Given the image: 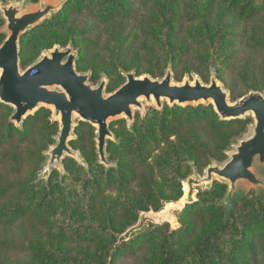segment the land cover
Returning <instances> with one entry per match:
<instances>
[{"label":"trees","instance_id":"1","mask_svg":"<svg viewBox=\"0 0 264 264\" xmlns=\"http://www.w3.org/2000/svg\"><path fill=\"white\" fill-rule=\"evenodd\" d=\"M179 1L158 0L150 6V0H67L50 20L22 37L21 64L27 67L44 51L67 47L71 42L80 51L78 71L84 70L88 59L92 61L94 78L102 70L110 79L108 92L125 82L120 70L164 77L172 62L177 82L183 80L186 71L209 83L214 65L232 100L237 94L228 77L236 73L243 75L244 82L253 83L247 87L249 93L264 94V84H257L259 78L251 74L257 70L264 73V67H252L246 54L247 48L264 53V0H207L201 12L193 14L181 13L177 9ZM4 23L0 16V27ZM96 27L103 28L106 40L90 38ZM68 29V36H60ZM105 56L110 59L106 61ZM129 59L133 61L130 65ZM142 61L147 68H142ZM5 107L0 104V108ZM43 113L29 117L23 131L13 124H0L1 165H11L19 175L23 172L25 157L20 145L34 139L36 128L45 137L40 150L52 145L58 125L50 123ZM154 115L156 123L150 124L152 117L147 116L137 120L133 132L124 121L111 124L117 142L109 143L108 153L117 167L110 170L98 163L93 128L84 123L76 128L77 139L71 146L89 165L86 189L92 187L99 197L107 189L128 193L136 185L139 190L137 199L126 196L121 212L91 199L84 214L64 225L51 220L54 213L46 214L58 202H65L64 191L55 193L53 189L57 171L43 194H38L40 182H5L0 176V227L9 229L20 223L40 226V233L48 241L47 246L33 245L27 250L32 257L29 264H125V259H131L130 264H264V193L245 198L235 210L227 212L215 197L224 190L217 183L200 192V201L182 212L180 230L170 233L161 225L129 240L120 236L137 221L135 207L147 210L163 193L149 164L154 153L158 154L156 165L161 178L175 191L174 198H181L187 173L180 170L189 172L191 163L205 170L212 162H224L251 123L250 118L222 122L212 106L166 107ZM72 161H66L67 168ZM168 166L174 173L166 179ZM219 213L224 214L221 221L208 219ZM168 221L174 225L177 222ZM67 242L76 247L67 248ZM7 248V242H0V264H12L3 259Z\"/></svg>","mask_w":264,"mask_h":264},{"label":"water","instance_id":"2","mask_svg":"<svg viewBox=\"0 0 264 264\" xmlns=\"http://www.w3.org/2000/svg\"><path fill=\"white\" fill-rule=\"evenodd\" d=\"M67 0L41 2L38 7L26 9L25 2H0V12L5 20L3 31L6 39L0 45V103L13 109L10 123L23 130L25 121L42 109L53 111L52 121L58 123L55 144L45 152L41 179L49 180L54 170L64 174L63 161L73 159L86 163L81 153L72 148L77 139L76 128L80 123L96 129L95 142L99 164L111 169L108 146L116 142L111 124L127 120L133 131L136 113H146L144 102L164 110L165 103L175 106H213L222 122L252 117L254 124L227 152L222 163L212 162L203 176L194 173L186 182L184 206L195 203V188H212L215 182L229 186L226 202L246 195L250 187L256 192L264 190V94L251 92L232 102L231 93L211 68L209 83L194 74L178 83L174 79L172 64L162 78L149 75L137 76L136 72H121L125 82L114 92L108 93L109 80L105 75L93 84L92 74L77 68L80 51L74 44L55 46L32 64H21V39L33 27L50 20Z\"/></svg>","mask_w":264,"mask_h":264},{"label":"rangeland","instance_id":"3","mask_svg":"<svg viewBox=\"0 0 264 264\" xmlns=\"http://www.w3.org/2000/svg\"><path fill=\"white\" fill-rule=\"evenodd\" d=\"M11 1L25 2L27 4L26 9H31V8L38 7L41 2L47 3V2H51V1H55V0H0V2L4 3L5 5H8ZM150 1H151L150 6H152L153 1L156 2L158 0H150ZM206 2H207V0H180L179 4L177 6V9L181 13L182 12L183 13L189 12L190 14L200 13ZM149 12H151V11H149ZM0 16H1V18H3L1 12H0ZM71 23H73V22H71ZM4 26H5V23L3 26L0 27V45L3 43V41L7 37V34L3 31ZM69 27H71V26H69ZM102 29L103 28L96 27V29L94 30V33H92L90 35V38L101 37L102 40H106L107 35L104 34V30H102ZM68 31H69V29L65 33L60 32V36H68L70 34ZM69 44H73V43L70 42ZM62 48H64V47H62ZM246 50H247L246 54L247 55L249 54V57L252 61V67L259 66V70L262 69L264 67V65H263L264 53L263 54H257L256 51L249 49V48H247ZM46 51H48V50H46ZM101 51L103 52L104 49H102ZM104 53H106V51H104ZM102 57H104V55H102ZM130 58H133V56ZM109 59L110 58L108 57L106 59V61H108ZM132 63H133L132 59H129L128 64L130 65ZM142 64L144 65V66H142L143 69L147 68V67H145V61H142ZM171 64H172V62H170V65ZM105 65H110V64L105 63ZM170 65H169V67H170ZM212 67L214 68V65L211 66V68ZM83 68H84V70L81 72H88V73L92 74L91 81L93 84H97L101 80L103 75H105L107 77V75L102 70H100L97 73L98 76L96 78H94V71L92 69L93 63L89 59L84 64ZM121 72H123V70H120V73ZM184 74L185 75L183 76V80L181 82H183L186 77H191L192 75H194L196 73H191V72L186 73V71H185ZM251 74L254 75L255 77L259 78V79L255 80V81L260 80V82L257 84H259V85L264 84V81H262V76H264V73L262 71L257 70L256 73H255V71L254 72L252 71ZM196 75H198V74H196ZM242 77H243V75H238L237 73L228 77L230 84L233 87H235V91L237 94V99L236 100L231 99L232 102H236V101L246 97L250 92L247 90V87L253 83L252 82H244L242 80ZM157 78H162V77H157ZM107 79L110 82V79L108 77H107ZM181 82H178V83H181ZM204 83H208V82H204ZM108 93H112V92H108ZM201 106H205V105L202 104ZM166 107L169 108L170 106L167 103H165L164 109ZM208 107H210V106H208ZM144 109L146 112L144 115L140 111H137L136 122H137V120H144L147 116H149L150 118L152 117L150 124L153 125L154 123H156V121H154V118H153V117H155L154 113L155 112H163V110L162 111L158 110L154 105L149 106L148 104H146V102H144ZM39 112H44L43 114L47 113L46 115L48 116L50 123L58 125V123H54L52 121L53 111L51 109H42ZM12 113H13V109L9 106H6L5 108H0V124H2V123L6 124V125L11 124L10 123V116L12 115ZM248 118H250V121H251L250 126H251L252 124H254V119L252 117H248ZM119 121H124L126 123L127 129H128L127 120L122 119ZM81 124L82 123H80L79 126ZM250 126H249V128H250ZM92 128L94 130V137H95L96 129L94 127H92ZM117 128L121 129V126H117ZM249 128H248L247 132L249 131ZM23 130H21V131H23ZM58 132H59V125H58ZM58 132H57V134H58ZM130 132H133V131H130ZM1 133L2 132L0 130V134ZM57 134L55 136H53L52 145H50L49 147L47 146V149L42 152V150H40V149L43 148L45 137L40 135L39 130L36 128L34 139L31 138V139H29L30 141L28 140L27 142L21 143V145H20L21 149L23 150L24 157H25L23 172L20 175L16 174L12 171L11 165L7 164V165L3 166L0 164V176L2 177L3 181H5V182L6 181L20 182V183L23 182V183H32V184H37L38 182H40L42 184V186H40L38 188L40 190L38 194H43L45 191L44 190L45 187L47 189L49 187H51V185L49 186V180H50L51 176H50L49 180L41 179V172L43 170V164H44L45 159H46L45 152L47 150H49V148L55 144V137L57 136ZM88 136L89 135H87V137ZM94 141H95V138H94ZM95 146H96V142H95ZM161 147L164 148L163 145ZM96 151H97V149H96ZM82 157H83V155H82ZM157 157H158V154L154 153L152 155V158H151L149 164H151L153 166V169H154L155 174H156L155 178L159 181V184H160V187L162 188L163 193L161 196H159L158 203L154 206H149L147 210H137V208L135 207L136 212L138 214L137 221L135 222L134 225L126 228V230H124L123 233L120 235L121 237L125 238L126 240L132 239L138 234L146 233L148 230L155 229L156 227L161 226V225L167 226L170 233L180 230L182 228V220H181L182 212L184 210H186L188 207L198 203L200 201V197H199L200 192L206 191L203 188H195V195H194L195 200H196L195 203L187 205L186 207L184 206V208L182 210L177 211L175 213V219L177 220L176 225L172 224L168 220H166V221L161 220L158 222H154L153 220L156 218L155 217L156 214L161 215L168 208V206H171L172 204H177L186 196L185 182L190 177H192L195 172H197L198 175L201 177L204 174V170L197 169L194 166V164H192V163L189 165L191 168V170L189 172H187L185 169H182V171L180 170V172L183 174L187 173L186 177L182 180V188H183V194L184 195L181 198H174L175 191L171 188H168L167 187L168 184L165 182V179L163 180L161 178L162 173L159 172V167L156 165ZM93 159L94 158H91V160H93ZM68 160L72 161L73 159L66 158L63 161L64 174L60 173L58 170L53 171V172L57 171L59 174V177L57 180H55V179L52 180L53 184H56L55 186H53V189H54L55 193H58L59 190L64 191L62 193L65 197V202L63 203V201L62 202L60 201L57 204H55L51 209V213L49 211H46L47 215L51 216V215H53V213L55 214V216L51 219L52 221L59 222V223H62L64 225L69 224V222L72 219H74L77 216H81L82 214L85 213V211H86V209H88L90 203H92V202H90L91 199L94 200L95 202L99 203V204L100 203L103 204L107 208L111 207V208H113V210H118L121 212L124 210L123 204H124V201L126 200V196H132V198H134V199L138 198L139 190L137 189L136 185H132L131 191L128 190L129 191L128 193L125 191H122V192L118 191L116 188H114V189H107L102 197L97 196L92 187L86 189V185L84 184L85 179L91 173V172H89L90 169H89V165L87 164V161L84 159L86 166H83L79 162L73 160L72 162L68 163V168H67L66 167V161H68ZM110 162L115 164V166L113 168L117 167V163L115 161L113 162L110 160ZM98 163H99V158H98ZM222 163H220V164H222ZM105 169H108V168L105 167ZM108 170H110V169H108ZM165 172H166V177H168L166 179H169V175H172V173H174L169 168V166H168V168L165 169ZM215 183H217L221 186H224V190L216 193L215 197L225 207L227 212L235 210V208L238 206V204L240 202H242V200H244L245 198H248V197L250 198L253 196L258 197L262 193H264V190H262L261 192L258 193V192H256L255 187H250L248 189L246 195L242 196L241 194H242L243 190H240V195L233 200L232 206H229V204L226 202V198H227V195L229 192V186L226 184H222L220 182H215ZM215 183L213 184V186L215 185ZM213 186H212V188H213ZM212 188H210V189H212ZM63 189H65V190H63ZM210 189H207V190H210ZM217 195H218V197H217ZM223 217H224V214L219 213L218 216H215V217L213 215H210L208 219H214V221L217 222V221H221L223 219ZM83 218L87 219V216L84 215ZM95 222L96 221L94 220V221H91L90 223L92 226H94L96 224ZM40 230H41L40 226H36L33 228L32 224L27 225V224H23V223H20L19 225H16V226L11 227L9 229H5L3 227H0V242L5 241L9 244V248H7V253L3 254V259L6 258V260H8L9 262H12V264H29L32 257L30 254L31 251L28 252L27 250L30 249V247L33 245L47 246V244H48L46 237L40 233ZM104 243L105 244L107 243L106 240L104 241ZM64 246H66L67 248L76 247L75 244L70 243V242H67L66 244H64ZM124 261H125V264H130L132 262L131 259H125Z\"/></svg>","mask_w":264,"mask_h":264},{"label":"bare ground","instance_id":"4","mask_svg":"<svg viewBox=\"0 0 264 264\" xmlns=\"http://www.w3.org/2000/svg\"><path fill=\"white\" fill-rule=\"evenodd\" d=\"M184 198L180 202H178L177 204H172L169 207V209L167 211H165L164 213H162L161 215H156L155 216L156 218L153 221L158 222L161 220H163V221L172 220L173 222H176L175 213L184 208V203H183Z\"/></svg>","mask_w":264,"mask_h":264}]
</instances>
